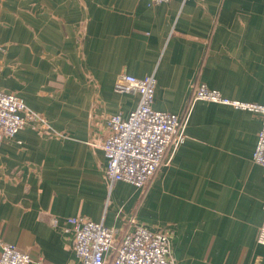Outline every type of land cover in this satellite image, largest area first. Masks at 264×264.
<instances>
[{"label": "crops", "instance_id": "0c3cea01", "mask_svg": "<svg viewBox=\"0 0 264 264\" xmlns=\"http://www.w3.org/2000/svg\"><path fill=\"white\" fill-rule=\"evenodd\" d=\"M123 72L155 76L159 110L181 114L200 84L264 104V0H0V91L55 130L28 125L2 143L0 252L7 242L28 264H83L65 221L86 216L165 229L177 264H264L261 114L197 100L169 166L146 187L111 183L109 153L90 141L138 105L114 89Z\"/></svg>", "mask_w": 264, "mask_h": 264}, {"label": "built area", "instance_id": "2783aa9c", "mask_svg": "<svg viewBox=\"0 0 264 264\" xmlns=\"http://www.w3.org/2000/svg\"><path fill=\"white\" fill-rule=\"evenodd\" d=\"M164 1L169 0H152L153 3ZM155 87L154 75L139 78L123 72L115 80L117 92L139 93V102L127 117L109 114L108 134L90 141L109 153L106 176L111 183L125 180L146 187L162 167L169 166L187 138L186 129L197 100L259 112L262 127L253 161L264 166V104L230 99L219 90L200 84L185 111L177 114L153 107ZM28 125L41 133L55 132L48 119L30 108L22 97L0 91V150L4 139L15 136ZM65 223L66 230L73 232V248L83 264H177L171 255V236L165 229H152L142 223H136L133 229L106 226L86 216H71ZM53 224H59L57 218ZM257 241L264 244V220ZM31 260L28 251L13 243H1L0 264H28Z\"/></svg>", "mask_w": 264, "mask_h": 264}]
</instances>
